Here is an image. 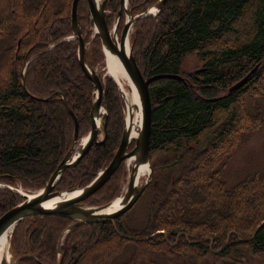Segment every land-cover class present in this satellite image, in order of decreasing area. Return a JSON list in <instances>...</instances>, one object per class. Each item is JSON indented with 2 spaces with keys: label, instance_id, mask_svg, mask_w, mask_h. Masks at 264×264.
I'll list each match as a JSON object with an SVG mask.
<instances>
[{
  "label": "trees",
  "instance_id": "1",
  "mask_svg": "<svg viewBox=\"0 0 264 264\" xmlns=\"http://www.w3.org/2000/svg\"><path fill=\"white\" fill-rule=\"evenodd\" d=\"M72 1L0 0L1 185L28 193L45 187L72 146L74 124L64 100L77 119L78 138L91 129L95 87L79 67L77 41L67 40ZM158 1L128 4L137 15ZM85 5L78 3L77 14L88 23ZM118 8L119 0H107L106 10ZM135 28L132 52L143 77L183 78L149 86L152 179L115 221L118 233L140 240L122 238L110 222L84 224L66 234L58 254L72 221L40 215L15 226L12 255L28 256L20 264H247L248 257L264 258V174L231 187L222 178L233 154L264 125V0H167ZM94 40L102 61L100 41ZM190 54L200 68L185 74L181 65ZM84 60L96 65L89 55ZM102 106L105 141L63 172L56 191L85 187L110 163L123 131V106L111 81L104 83ZM122 169L123 163L86 202L102 205L116 196L107 190ZM22 201L0 188V217ZM138 204L143 219L126 222Z\"/></svg>",
  "mask_w": 264,
  "mask_h": 264
},
{
  "label": "water",
  "instance_id": "2",
  "mask_svg": "<svg viewBox=\"0 0 264 264\" xmlns=\"http://www.w3.org/2000/svg\"><path fill=\"white\" fill-rule=\"evenodd\" d=\"M106 1L107 0L97 2V0H87V5L92 22L96 29V35L100 39L105 55L107 51H109L111 54L119 58L136 90L135 92L138 103L128 105L126 101L129 124L125 119L120 143L110 163L102 169L88 185L82 188L76 187L67 191L55 190V186L63 172L66 169L75 167L93 145L102 144L107 137V114L106 112H102L103 82L96 70L85 63L84 51L86 38L82 34V28L78 20L77 6L79 0H73L70 19L73 36L70 39L77 40V60L79 67L95 87V97L91 107V130L86 137L78 138L77 119L71 112L67 102L64 100L65 107L71 115L74 124L72 146L56 170L53 172L44 188L34 193H28L20 188H12L0 184V188L10 189L20 195L23 199L21 203L12 207L0 217V239L8 232L9 234L12 233L15 226L22 220L40 215H54L72 221V224L67 227V232H70L84 224H97L101 222H110L113 227H115L116 219L134 206L143 194L145 188L151 182L153 170L149 159V139L151 131L152 106L149 86L152 82L162 78H174L177 80H183V78L178 75H159L144 78L133 56L132 49L129 47L126 49V45L128 46V34L131 27L143 17H147L151 14L156 15L167 0H159L153 7L137 15H133L127 8L128 0H120V6L116 13V24L112 30L109 29L106 23ZM122 12L126 15V21L121 31L120 39H118L117 29ZM257 67L258 66H256L242 80L234 84L229 89V93L245 84L249 80L250 75L257 70ZM114 82L118 86L124 98L123 89L116 81ZM130 90L131 89H129V91ZM133 111L136 112L137 116L138 114L140 115L139 121H137L140 122V125L139 128H137L136 136L131 137V129L133 127L132 122L134 117ZM97 122L100 123L99 126L97 125ZM99 132L102 134L101 138L99 136ZM132 142L135 144L129 151V146ZM127 161H131L132 165L128 175L126 190L117 198L119 199L120 205L115 209L112 208L113 203L117 199L98 207H88L84 205V201L101 189L110 180L119 166L124 162L127 164ZM144 165L148 166L149 172L146 179L140 183L138 180V171L139 168ZM116 232L118 233L117 229ZM161 233L163 234V232ZM118 234L122 238L128 240H140L135 237L121 235L120 233ZM146 239L148 238H143L141 240ZM57 251L58 254H60V245L57 246ZM25 257L27 256H20L13 262L8 258L0 257V264H20ZM58 264H60V262Z\"/></svg>",
  "mask_w": 264,
  "mask_h": 264
},
{
  "label": "rangeland",
  "instance_id": "3",
  "mask_svg": "<svg viewBox=\"0 0 264 264\" xmlns=\"http://www.w3.org/2000/svg\"><path fill=\"white\" fill-rule=\"evenodd\" d=\"M101 1H103V0H100V2ZM85 3H86L85 7H86V12L88 14L89 22L87 23V20H86L85 23L82 21L79 23L81 28H82L83 36H85V38H86L84 55L91 56L93 61L96 63V65L93 67V69H95L96 72L99 74V76L103 82V86H104V83L106 81H111L116 86V89L119 93V96H120V99L122 102V106H123V126H124V122H125V119L127 116V111H128L127 106H126V102H125L118 86L111 79V77L108 73L107 64H106L107 63L106 62V55L104 53L101 42H100V47H101L103 59H102V61H99L98 50L95 47V43H94L95 40L94 39H95V37H97L99 41H100V39L96 35V29L94 27V24L92 22V19H91L90 13H89L87 1ZM106 3H107V1H106ZM119 6H120V0H119ZM105 7H106V4H105ZM127 8L132 12V9L129 7V4H127ZM116 13L117 12L112 13V12L105 9V18L106 17L109 18L108 27L110 30H112L115 27ZM132 14H133V12H132ZM151 15L155 16V14H151ZM125 21H126V15L124 12H122V15L119 18V25H118V29H117L118 39H120V34H121L122 29H123ZM135 32H136V28L134 29V25H133L129 31V34H128V47L131 49L133 48V41L135 40V37H136ZM72 36L73 35L69 36L67 38V40H71L70 38ZM149 36H150L149 31L142 33L143 47L148 45ZM74 40H76V39H74ZM199 68H200V63H199L198 58L196 57L195 54H190V55L186 56L185 59L183 60L182 65H181V72H183L185 74L193 73V72L199 70ZM126 91H128V90H126ZM102 112H106L104 107L102 109ZM87 134L82 135L79 138L86 137ZM99 136H100V138L102 137L101 132H99ZM134 144L135 143L133 142L131 145V148L134 147ZM101 170H99L95 174V176ZM129 171H130V169L127 167L126 162H124L123 163V169L119 172V174L114 179L113 184L111 186H109L110 188H108V190H107V192H115L118 194L116 196H114L107 203L117 199L119 196H121L125 192L126 187H127V180H128ZM255 173L264 174V125L258 131L252 133L249 136V139L246 142H244L239 147V149L233 154L232 158L226 164V167L223 171L222 178L226 182L227 186L231 187V186H234L235 184H237L238 182L242 181L247 176L255 174ZM147 174H143L141 176V178L139 180L140 183H142L146 179ZM79 188H81V187H79ZM107 203H105V204H107ZM83 204L88 206V207L101 206V205H93V204L90 205L89 203L86 202V200L84 201ZM102 205H104V204H102ZM144 213L145 212L143 211V206L138 204L137 206H135L132 209L130 214H128V216H126L125 220H126V222H131V223L140 222V220L143 219ZM67 233H69V232H67V228H66L64 230L63 234L61 235L60 239H59L58 245L61 246L62 240L64 239V237L66 236ZM10 235H11V233L9 234V238H8V259L13 262L16 258H18L20 256L14 257L11 253ZM131 246L132 245H129L128 248L131 249ZM60 254H61V249H60ZM122 255L120 257H122ZM21 256H24V255H21ZM25 256H27V255H25ZM154 257H156V256H154ZM170 264H183V263L178 261V260H174ZM247 264H264V258H250V257H248V263Z\"/></svg>",
  "mask_w": 264,
  "mask_h": 264
},
{
  "label": "bare ground",
  "instance_id": "4",
  "mask_svg": "<svg viewBox=\"0 0 264 264\" xmlns=\"http://www.w3.org/2000/svg\"><path fill=\"white\" fill-rule=\"evenodd\" d=\"M99 1L100 0H97V2H99ZM127 48H128V46L126 45V49ZM106 55H107V58H106L107 63L106 64H107L108 73H109L110 77L114 81H116L119 84V86L123 89L125 102L127 101L128 105L137 104L138 100H137V96H136V92H135L136 90H135L134 86L132 85L122 62L119 60L118 57L111 54L109 51H107ZM129 89H131V90L129 91ZM126 90H128V91H126ZM133 114H134V117H133V122H132L133 127L131 129V137L136 136L137 128H139V125H140V122H137V121H139L140 115L138 114V116H137L136 112H134V111H133ZM126 120L129 124L128 111H127ZM97 125L99 126L100 123L97 122ZM126 165L130 169L132 162L127 161ZM148 172H149V168L147 165L141 166L139 168V171H138V180H140V178L143 174H147ZM119 205H120V202H119V199H117L113 203L112 208L115 209ZM8 238H9V232L6 233L0 239V257H2V258H8Z\"/></svg>",
  "mask_w": 264,
  "mask_h": 264
},
{
  "label": "flooded vegetation",
  "instance_id": "5",
  "mask_svg": "<svg viewBox=\"0 0 264 264\" xmlns=\"http://www.w3.org/2000/svg\"><path fill=\"white\" fill-rule=\"evenodd\" d=\"M81 0H79V2H80ZM87 0H85V2H86ZM88 6V5H87ZM71 16V15H70ZM79 20V19H78ZM79 23H80V21H79ZM83 34V33H82ZM19 43V42H18Z\"/></svg>",
  "mask_w": 264,
  "mask_h": 264
}]
</instances>
